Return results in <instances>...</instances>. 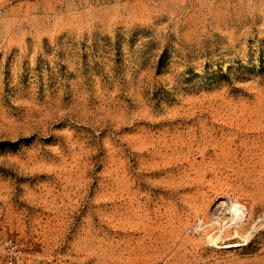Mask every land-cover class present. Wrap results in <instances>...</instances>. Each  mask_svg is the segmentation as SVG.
<instances>
[{
	"label": "rangeland",
	"instance_id": "1",
	"mask_svg": "<svg viewBox=\"0 0 264 264\" xmlns=\"http://www.w3.org/2000/svg\"><path fill=\"white\" fill-rule=\"evenodd\" d=\"M0 57V264H264V0H0Z\"/></svg>",
	"mask_w": 264,
	"mask_h": 264
},
{
	"label": "built area",
	"instance_id": "2",
	"mask_svg": "<svg viewBox=\"0 0 264 264\" xmlns=\"http://www.w3.org/2000/svg\"><path fill=\"white\" fill-rule=\"evenodd\" d=\"M203 225V222H202ZM204 228H199V226L197 228H195L193 230V235L196 238H199L201 236V233L203 232ZM7 245H5L4 247V251L6 254L5 257V263L6 264H18V261L20 259V250L18 248V243L16 241H9L6 243Z\"/></svg>",
	"mask_w": 264,
	"mask_h": 264
},
{
	"label": "snow or ice",
	"instance_id": "3",
	"mask_svg": "<svg viewBox=\"0 0 264 264\" xmlns=\"http://www.w3.org/2000/svg\"><path fill=\"white\" fill-rule=\"evenodd\" d=\"M16 144V142H0V158H3L8 153H12V146H15ZM15 175L16 173H14L10 168H0V178L6 179Z\"/></svg>",
	"mask_w": 264,
	"mask_h": 264
}]
</instances>
